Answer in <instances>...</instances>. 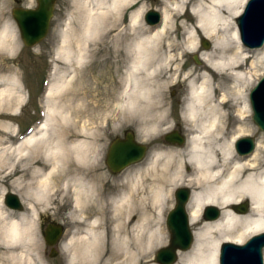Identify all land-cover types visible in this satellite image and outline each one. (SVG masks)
Here are the masks:
<instances>
[{
  "label": "bare ground",
  "instance_id": "obj_1",
  "mask_svg": "<svg viewBox=\"0 0 264 264\" xmlns=\"http://www.w3.org/2000/svg\"><path fill=\"white\" fill-rule=\"evenodd\" d=\"M71 1L76 27L69 19L53 53L64 66L62 74L46 88L41 119L19 135L8 119L27 96L13 66L19 41L15 28L3 21L0 0L1 255L12 264H32L39 213L70 193V214L83 218L96 199L95 181L102 180L94 170L101 159L97 132L78 117L91 80L86 72L103 64L95 44L102 39L126 56L123 73L107 77L112 88L118 83L115 107L136 111L144 130L169 128L163 110L150 113L153 101H164L165 90L184 83L187 142L182 150L153 152L110 196L111 212L100 206L92 212L77 237L78 256L67 264H161L153 255L165 239L164 204L184 182L191 187L186 205L193 240L172 264H219L222 243L243 244L264 232V139L246 155L235 149L239 137L253 134L244 122L251 116L248 90L264 73V44L248 48L240 39L236 20L246 0H164L161 20L153 26L143 22V0ZM189 56L198 64L184 68ZM5 183L15 185L24 208L5 203ZM244 199L248 211H236ZM208 205L220 208L217 218H203Z\"/></svg>",
  "mask_w": 264,
  "mask_h": 264
},
{
  "label": "rangeland",
  "instance_id": "obj_2",
  "mask_svg": "<svg viewBox=\"0 0 264 264\" xmlns=\"http://www.w3.org/2000/svg\"><path fill=\"white\" fill-rule=\"evenodd\" d=\"M1 1L5 4V6H3V21L6 20L15 28L16 37L19 41V48L15 54L16 56L13 58V66L18 70V75L27 98L25 103L18 109V112L13 113L8 120L16 127L19 135H22L32 128L42 117L45 108L44 94L46 88L49 86V82L52 79L54 82L59 79V76L62 74V69L64 68L62 64L55 61L53 56L54 50L58 45L60 31L65 28V24L69 19L72 26L76 27L77 18L75 15H72L73 6L71 0H56L54 15L50 21V27L46 36L39 43L28 47L23 43L20 37L19 30L12 17V9L15 7L33 8L36 5L35 0L31 2L29 0ZM142 2L145 6V12L148 10L159 11L163 7L165 1L143 0ZM128 12L124 13L126 22ZM143 22L145 26H149L145 21ZM95 44L101 47L100 50L96 51L98 59L101 60L103 64L100 66L93 64L89 66V70L86 69L88 71L86 74L90 75L88 79L90 78L91 80L86 81V83H90L89 90L85 97V108L78 117V120L80 123L86 124L87 127L90 129L93 128L97 132V136H95L94 140L97 148L100 150L101 159L99 157L100 161L98 160V166H95L94 170L102 176V180L100 183L99 181H95L98 187L95 195L96 199L92 200V205L88 208L86 214L83 215V218L76 214H70L72 209L70 205V193H65L63 197H60V199L52 203L50 208L39 213L36 237L35 240H33L34 244L31 248L32 264H67V259L69 257L76 258L78 256L76 250L79 244L77 237L84 234L86 219L90 218L92 212L99 206L105 213L111 212L112 205L110 203V196L116 192L118 186H120L125 179L133 176L141 166L146 164L153 152L167 148L182 150L186 146L187 141L182 145H178L166 143L163 139L164 135L172 130H176L178 133L184 134L185 137H187V127H189V124L183 117L186 102L183 101L185 95L184 83L181 82L165 90L163 95L164 101H153L155 105L152 106L150 113L153 114V112L155 113L159 109L163 110V112H165L164 114L167 115L170 125L169 128L166 130L146 131L142 128L143 122L140 121L136 111L130 113L124 112L116 108L115 101H113V94H116L118 83H115V87L112 88L111 81L109 78L107 79V77L119 76L123 73L126 62L124 52L120 49L119 45L116 47L111 46V42L109 43L102 39L96 41ZM185 60H187V62L184 64V68L190 65L197 66L198 64V62L194 60V56H189L187 59L185 58ZM55 65L57 67L54 73L53 69ZM99 75H101V77H99ZM263 75L264 73L260 75L255 82ZM253 86L254 85L248 90V100L249 93ZM71 87L73 88V86ZM69 89L70 88L65 89L63 97L68 94ZM244 122L253 130V134L243 135L241 137H252L256 146V140L260 137L264 139V132L259 129L252 120V110L251 116H249L247 120H244ZM126 131L133 132L135 139L138 142L148 145V149L143 160L128 166L116 174L108 169L105 156L109 143L116 137H123ZM74 168L76 167L71 162L69 171L72 169V174L74 173ZM89 176L91 177V173H89ZM185 183L186 182L174 186L170 196L164 204L160 219V227L164 232L165 239L163 244L156 248L155 253L158 249L169 245L170 233L166 225V215L175 204L174 191L179 187H188L191 190V187ZM4 186L7 189L5 193H14L20 200L18 194L12 190L15 185L5 183ZM105 193L107 196L103 197ZM244 201H246V199L241 203ZM21 203L22 208H24L23 202ZM185 209L187 211V205ZM50 223H59L63 225L65 229L63 237L55 246L57 254L54 256H50L51 247L47 246L43 239V229ZM190 228L192 229L191 226ZM71 238L72 240H70ZM179 251L181 250L178 249L176 254H178ZM2 252L3 248L0 246V264H12L8 262L6 257L1 255ZM155 253L153 257H155Z\"/></svg>",
  "mask_w": 264,
  "mask_h": 264
},
{
  "label": "water",
  "instance_id": "obj_3",
  "mask_svg": "<svg viewBox=\"0 0 264 264\" xmlns=\"http://www.w3.org/2000/svg\"><path fill=\"white\" fill-rule=\"evenodd\" d=\"M36 7H15L12 17L16 22L23 43L34 46L47 34L50 20L53 17L56 0H35ZM144 19L149 25H155L160 20L156 10H148ZM240 39L249 48L260 47L264 42V0H247L241 15L236 20ZM208 46L207 42H203ZM194 60L197 59L194 57ZM252 109V120L264 132V76H262L249 93ZM165 142L182 145L185 137L176 130L166 133ZM254 148L252 137L245 136L235 142V149L239 154H247ZM147 147L138 142L132 132H127L123 139H114L106 153L108 168L117 173L126 167L138 163L146 154ZM191 190L179 187L174 191V206L166 215V225L170 233L169 245L162 247L155 253L156 261L161 264H172L177 259L178 249H187L193 240L189 226V217L185 209ZM5 203L12 208L20 209L21 201L14 193H6ZM249 203L244 201L236 211L246 212ZM221 210L213 205L204 208V219H215ZM64 234V227L59 223H50L43 229V238L47 246L51 247L50 256L57 254L56 244ZM264 232L249 237L243 244L224 242L220 246L219 264H264L263 263Z\"/></svg>",
  "mask_w": 264,
  "mask_h": 264
},
{
  "label": "flooded vegetation",
  "instance_id": "obj_4",
  "mask_svg": "<svg viewBox=\"0 0 264 264\" xmlns=\"http://www.w3.org/2000/svg\"><path fill=\"white\" fill-rule=\"evenodd\" d=\"M126 132H128V131H126ZM126 132H125V133H126ZM147 148H148V145H147ZM118 173H119V172H118ZM118 173H116V174H118Z\"/></svg>",
  "mask_w": 264,
  "mask_h": 264
}]
</instances>
